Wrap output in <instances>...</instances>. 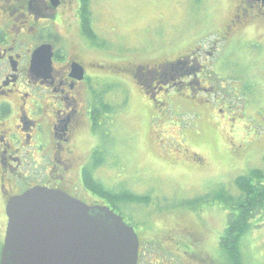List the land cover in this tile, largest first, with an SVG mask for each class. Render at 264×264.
I'll return each mask as SVG.
<instances>
[{
    "label": "rangeland",
    "instance_id": "374dc122",
    "mask_svg": "<svg viewBox=\"0 0 264 264\" xmlns=\"http://www.w3.org/2000/svg\"><path fill=\"white\" fill-rule=\"evenodd\" d=\"M235 1L94 0L89 11L102 33L105 62L154 66L192 45L209 47ZM225 45L217 61L210 59L214 67L197 78L216 90L198 106L173 98L156 112L126 65L101 72L111 110L103 144L113 154L92 172L105 188L150 198L116 203L140 237L139 264H226L219 240L228 212L217 203L185 202L237 194L238 176L264 168V42L252 37L237 51ZM245 239L248 264H264V224Z\"/></svg>",
    "mask_w": 264,
    "mask_h": 264
},
{
    "label": "flooded vegetation",
    "instance_id": "af4514ba",
    "mask_svg": "<svg viewBox=\"0 0 264 264\" xmlns=\"http://www.w3.org/2000/svg\"><path fill=\"white\" fill-rule=\"evenodd\" d=\"M93 2L0 0V212L5 224L0 259L12 197L42 186L100 204L81 195L94 196L84 177L104 159L102 71L126 65L156 112L173 98L198 106L216 92L211 82L197 78L214 67L222 44L237 51L252 37L264 42V0H236L207 48L192 45L154 66L105 62L98 42L102 33L89 11ZM42 46L48 48L33 66Z\"/></svg>",
    "mask_w": 264,
    "mask_h": 264
},
{
    "label": "water",
    "instance_id": "95a60500",
    "mask_svg": "<svg viewBox=\"0 0 264 264\" xmlns=\"http://www.w3.org/2000/svg\"><path fill=\"white\" fill-rule=\"evenodd\" d=\"M6 212L0 264H138V234L107 205L36 186L12 197Z\"/></svg>",
    "mask_w": 264,
    "mask_h": 264
},
{
    "label": "trees",
    "instance_id": "16d2710c",
    "mask_svg": "<svg viewBox=\"0 0 264 264\" xmlns=\"http://www.w3.org/2000/svg\"><path fill=\"white\" fill-rule=\"evenodd\" d=\"M91 30V26H87ZM111 110L104 104V118ZM108 138L107 135H105ZM104 159L113 152L104 149ZM97 156V155H96ZM100 156V155H99ZM86 173L84 177L85 186L94 194L96 199H101L102 204L111 206L115 211L123 216L116 206L118 202L150 201V198L138 196L130 193L128 190L114 192L113 189L105 188L103 183L97 181L93 175V170L101 165V162ZM235 186L238 189L237 194L224 191L216 198L204 195L202 198H196L185 202V205H201L207 203H217L227 213V225L219 240L220 253L226 264H248L245 251L246 237L258 224H264V168H253L248 173L238 176L235 179ZM197 207V206H196ZM124 217V216H123Z\"/></svg>",
    "mask_w": 264,
    "mask_h": 264
}]
</instances>
